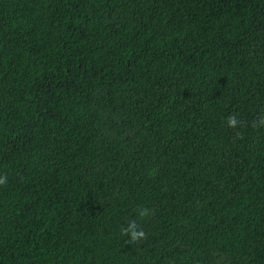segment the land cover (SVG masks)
Returning a JSON list of instances; mask_svg holds the SVG:
<instances>
[{"label": "trees", "instance_id": "16d2710c", "mask_svg": "<svg viewBox=\"0 0 264 264\" xmlns=\"http://www.w3.org/2000/svg\"><path fill=\"white\" fill-rule=\"evenodd\" d=\"M0 264H264V0H0Z\"/></svg>", "mask_w": 264, "mask_h": 264}, {"label": "clouds", "instance_id": "9594fccd", "mask_svg": "<svg viewBox=\"0 0 264 264\" xmlns=\"http://www.w3.org/2000/svg\"><path fill=\"white\" fill-rule=\"evenodd\" d=\"M228 122H229V125L230 126H235L237 121H236V118L234 116H230L228 118ZM145 213L144 212H141V216H143ZM136 224L135 222H132L128 228H125V229H122V231L127 234L128 232H131V239L133 241L137 240V239H140L142 237H144V232L143 231H136Z\"/></svg>", "mask_w": 264, "mask_h": 264}]
</instances>
